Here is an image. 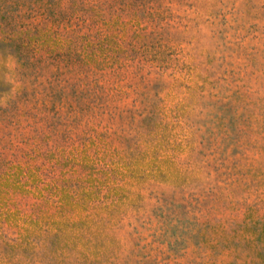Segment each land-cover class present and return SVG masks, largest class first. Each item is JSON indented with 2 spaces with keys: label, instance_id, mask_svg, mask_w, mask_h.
<instances>
[{
  "label": "rangeland",
  "instance_id": "374dc122",
  "mask_svg": "<svg viewBox=\"0 0 264 264\" xmlns=\"http://www.w3.org/2000/svg\"><path fill=\"white\" fill-rule=\"evenodd\" d=\"M0 264H264V0H0Z\"/></svg>",
  "mask_w": 264,
  "mask_h": 264
}]
</instances>
